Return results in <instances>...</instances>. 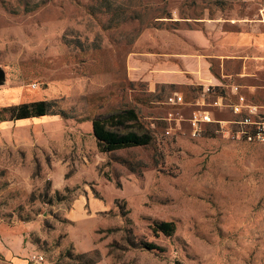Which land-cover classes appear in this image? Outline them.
<instances>
[{
    "label": "rangeland",
    "instance_id": "obj_1",
    "mask_svg": "<svg viewBox=\"0 0 264 264\" xmlns=\"http://www.w3.org/2000/svg\"><path fill=\"white\" fill-rule=\"evenodd\" d=\"M256 18L250 0H0V108L53 100L67 116L0 121V230L47 264L94 250L95 264H264V144L234 139V117L212 105L233 85L264 104V58L210 59V94L150 86L131 66L146 30L215 41ZM199 99L217 121L194 135ZM122 108L151 143L101 153L91 119ZM170 221L172 235L154 230Z\"/></svg>",
    "mask_w": 264,
    "mask_h": 264
},
{
    "label": "crops",
    "instance_id": "obj_2",
    "mask_svg": "<svg viewBox=\"0 0 264 264\" xmlns=\"http://www.w3.org/2000/svg\"><path fill=\"white\" fill-rule=\"evenodd\" d=\"M177 31L181 35L164 29L146 30L143 34L145 38H139V50L133 54L141 57L133 58L135 62L131 66L133 69L144 70V78L150 86L211 83L209 60L218 58L222 52L238 55L245 52L251 58H264V29L255 27L251 31L235 30L215 41L199 28H182ZM222 37L226 38L224 42H220ZM173 58L180 62L181 67L175 61L170 62ZM2 236L6 244L0 249V264H28L29 255L23 251L22 244L13 242L6 229L0 230V241Z\"/></svg>",
    "mask_w": 264,
    "mask_h": 264
},
{
    "label": "trees",
    "instance_id": "obj_3",
    "mask_svg": "<svg viewBox=\"0 0 264 264\" xmlns=\"http://www.w3.org/2000/svg\"><path fill=\"white\" fill-rule=\"evenodd\" d=\"M55 101L39 100L33 102L19 103L0 108V121L21 120L39 118L46 115L65 114L55 110ZM92 135L96 140V147L101 153H110L120 149L138 146H146L151 143L150 133L139 121L138 114L134 108H122L104 115H96L91 119ZM154 230L161 231L167 236L172 235L176 226L174 222L155 223ZM148 249L155 248L150 244H144ZM96 251L69 253L68 257L78 261V264H95L93 257Z\"/></svg>",
    "mask_w": 264,
    "mask_h": 264
},
{
    "label": "built area",
    "instance_id": "obj_4",
    "mask_svg": "<svg viewBox=\"0 0 264 264\" xmlns=\"http://www.w3.org/2000/svg\"><path fill=\"white\" fill-rule=\"evenodd\" d=\"M250 1L257 5V24L252 26L264 29V0ZM197 21L201 22L204 20ZM232 21L236 22L235 19ZM201 85L203 86L204 94H210L215 90V86L211 84ZM240 89L239 85H233L230 92L218 94L214 98L212 105L221 113L230 114L234 117L228 121L229 124L235 126V129L231 131L234 139L247 143L264 144V104H258L248 99ZM170 100L173 104L181 105L184 103L181 94H175ZM195 104L197 109L188 119L194 135L200 133L202 125L217 121L212 118L209 110L205 108L208 103L204 99H199ZM28 264H47V261L42 253H37L28 258Z\"/></svg>",
    "mask_w": 264,
    "mask_h": 264
},
{
    "label": "water",
    "instance_id": "obj_5",
    "mask_svg": "<svg viewBox=\"0 0 264 264\" xmlns=\"http://www.w3.org/2000/svg\"><path fill=\"white\" fill-rule=\"evenodd\" d=\"M4 78H5V73L3 72V70L0 69V84H2Z\"/></svg>",
    "mask_w": 264,
    "mask_h": 264
}]
</instances>
